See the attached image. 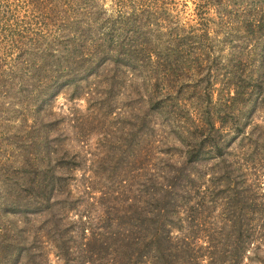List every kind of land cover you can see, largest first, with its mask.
<instances>
[{
  "label": "rangeland",
  "instance_id": "rangeland-1",
  "mask_svg": "<svg viewBox=\"0 0 264 264\" xmlns=\"http://www.w3.org/2000/svg\"><path fill=\"white\" fill-rule=\"evenodd\" d=\"M194 1L178 0L176 9L141 28L148 33L149 48H155L160 63L165 60L161 65L133 71L123 64L119 68L107 64L86 81L80 78L77 96L73 95L74 86L51 92L43 109L44 123L50 125L52 146L57 150L54 160L60 158L65 164L57 172L64 175L67 186L53 198L52 209L29 217L11 215L17 228L25 229L28 242L36 237L42 262L66 264L53 248L61 242L71 259L82 262L89 255L85 244L95 242L101 247L99 235L112 220V210L147 208L155 187L166 184L172 185L168 194L174 197L187 189L193 195L186 206L188 213L182 207L190 218L181 222L182 231L173 230V235L187 234L202 243L213 241L220 244L219 251H228L221 245L234 243L241 253L238 264H264V66L259 70L256 61L258 53L262 54L264 64V52H256L252 67L243 58L252 46L248 44L245 50L246 43L254 39L245 26L264 14V0H230L223 18L213 10L208 12V40H202L207 62L197 57L199 48L179 42L194 23ZM97 3L106 12L96 21L99 30L115 16L111 0ZM145 70H164L168 79L161 84L177 94L164 104L152 100L156 78L143 81ZM204 75L215 79L208 83L201 80ZM212 84L216 89L212 100L197 98L195 92L207 93ZM234 85L247 95L232 101ZM257 88L262 89L259 98ZM159 92L155 90L154 98ZM208 119L218 131L211 130ZM10 126L4 127L12 132L0 147V161L17 166L20 158L9 155L22 153L15 148V135H24L27 127H19V118H13ZM184 137L186 147L181 144ZM209 144H218L222 154L203 148ZM198 146L200 158L184 164L185 151ZM186 174L194 182L192 190L181 182ZM154 179L159 185H153ZM55 200L60 201L58 205ZM221 256L216 254L219 261L215 264H221L220 260L233 264L236 259L228 253ZM106 258L104 255L93 264H105ZM67 264L74 263L69 260Z\"/></svg>",
  "mask_w": 264,
  "mask_h": 264
},
{
  "label": "trees",
  "instance_id": "trees-1",
  "mask_svg": "<svg viewBox=\"0 0 264 264\" xmlns=\"http://www.w3.org/2000/svg\"><path fill=\"white\" fill-rule=\"evenodd\" d=\"M100 1L105 0H0V147L7 141L5 137L12 132L4 127H11L13 118H19V127H27L24 135H15V148L22 153L13 150L16 156L9 155V158H20L18 165L9 166L0 161V264H46V261L39 259L36 237L28 242L23 235L25 229H18L11 215L29 217L42 210L52 209L55 205L53 198L58 197L67 186L64 175H58L57 172L65 164L57 157L55 162L57 150L52 146L48 130L50 125L44 123L43 109L50 100L51 92L74 86L73 95L77 96L75 93L80 78L86 81L107 64L116 68L123 64L134 71L146 66L156 67L165 61L163 59L160 63V58L154 54L155 48H149L148 33L141 32V28L145 22L161 18L173 10L178 0H111L112 15L115 17H109L112 19L109 25L103 29L98 27V30L96 27L99 24L96 21L105 12L97 3ZM229 1H194V23L179 42L183 46L191 44L188 47L199 48L197 57H203L201 61L207 62L208 58L202 44L208 40L209 34L206 15L213 10L219 17L227 16L225 5ZM245 28L250 29L254 36L252 41L246 43L245 50L248 44L252 46L243 56L248 66L252 67L256 52L259 49L264 52V14ZM54 51L56 54H53ZM256 61L259 70L263 69L262 54L258 53ZM166 76L164 70L158 73L145 70L143 77L147 83L156 78L150 96L161 104L171 100L174 92L177 94V91L170 88L167 91V86L161 84L168 79ZM201 78L208 83L215 79L211 75ZM213 86L207 93L194 91L197 98L204 96L212 100L216 92ZM155 90L160 92L154 98L157 95ZM232 90V101L235 100L233 97L242 98L247 95L237 85ZM255 92L258 97L262 89L257 88ZM6 99H9L8 103L4 102ZM10 114L13 118L6 119ZM207 123L212 126L211 130L218 131L212 119H208ZM186 140L187 137L181 140L183 147L187 146L184 144ZM201 142L205 144V141ZM192 147L185 151L184 164L200 158L201 146L198 149ZM203 148H210L214 155L222 154L218 144H209ZM156 180H153L154 186L159 185ZM181 182L191 190L194 187L188 174L184 175ZM171 190L172 185L155 187L147 208L131 206L112 210L110 216L113 221L106 222L103 234L99 235L102 239L101 247L95 242L85 244V251L89 255L82 262L71 259L68 248L62 242L53 247L57 249L56 255L66 264L69 260L74 264H93L95 260L101 261L104 255L107 256L105 264H215L219 261L216 260V254L223 258L221 255L228 253L231 258L236 256L233 264H238L237 257L241 253L234 243L221 245L228 248V251H219L217 247L220 244L213 241L202 243L195 237H186V233L183 237L173 235V230L182 231L181 222H188L190 216L185 211L188 213L186 206L192 201L193 195L187 189L182 195H177L176 199L174 195L168 194ZM58 202L55 200L56 205ZM113 222L115 229L112 227ZM96 255L98 259L94 260ZM225 262L220 260L219 263Z\"/></svg>",
  "mask_w": 264,
  "mask_h": 264
}]
</instances>
